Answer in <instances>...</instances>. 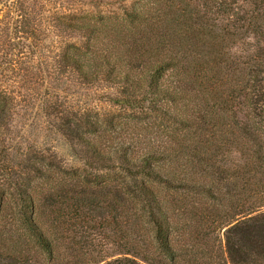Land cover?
<instances>
[{
	"label": "trees",
	"instance_id": "obj_1",
	"mask_svg": "<svg viewBox=\"0 0 264 264\" xmlns=\"http://www.w3.org/2000/svg\"><path fill=\"white\" fill-rule=\"evenodd\" d=\"M5 1L0 29L16 45L56 31L66 42L42 64L154 113L167 134L141 152L107 147L88 113L63 132L81 167L19 159L16 98L0 86V264H264V0H88L63 15L39 4L35 27L30 0Z\"/></svg>",
	"mask_w": 264,
	"mask_h": 264
},
{
	"label": "rangeland",
	"instance_id": "obj_2",
	"mask_svg": "<svg viewBox=\"0 0 264 264\" xmlns=\"http://www.w3.org/2000/svg\"><path fill=\"white\" fill-rule=\"evenodd\" d=\"M88 0H30L29 8L33 10L30 21L32 26L38 25V5H47V10L59 15L74 10L90 7ZM5 0H0V10L6 14ZM56 31H48V39L43 45L28 46L24 41L12 39V34L4 28L0 29V86L8 88L14 95L15 108L9 115L8 137L12 146L19 153V159L30 154L33 156H50L56 158L67 168L82 166L83 148L79 145L71 147L63 132L69 130L73 121L91 113L105 124L103 134L104 146H112L118 142L133 141L136 151L148 147L161 146L166 138V123L152 112H137L116 106L99 97L106 92L98 85L80 86L73 81L70 74H58L50 64H42L39 58L51 62L57 52ZM31 42V40H29ZM92 109L97 112H73L74 108ZM111 123L112 125H109ZM213 247L224 258L223 244L210 241Z\"/></svg>",
	"mask_w": 264,
	"mask_h": 264
}]
</instances>
